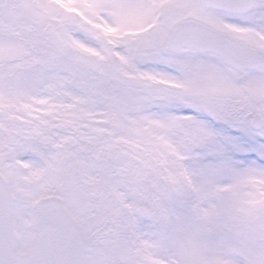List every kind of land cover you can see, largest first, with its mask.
Masks as SVG:
<instances>
[{"label":"snow or ice","instance_id":"1","mask_svg":"<svg viewBox=\"0 0 264 264\" xmlns=\"http://www.w3.org/2000/svg\"><path fill=\"white\" fill-rule=\"evenodd\" d=\"M0 264H264V0H0Z\"/></svg>","mask_w":264,"mask_h":264}]
</instances>
